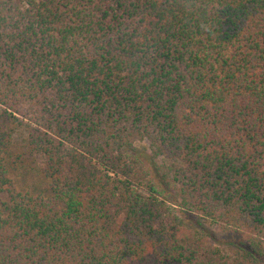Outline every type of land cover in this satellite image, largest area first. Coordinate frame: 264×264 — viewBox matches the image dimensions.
Wrapping results in <instances>:
<instances>
[{"label": "trees", "instance_id": "trees-1", "mask_svg": "<svg viewBox=\"0 0 264 264\" xmlns=\"http://www.w3.org/2000/svg\"><path fill=\"white\" fill-rule=\"evenodd\" d=\"M0 264H264V0H0Z\"/></svg>", "mask_w": 264, "mask_h": 264}, {"label": "rangeland", "instance_id": "rangeland-1", "mask_svg": "<svg viewBox=\"0 0 264 264\" xmlns=\"http://www.w3.org/2000/svg\"><path fill=\"white\" fill-rule=\"evenodd\" d=\"M149 146L148 142L137 143L134 148V154L142 160L146 168L151 172L154 180L163 186V177L160 170L163 161L160 157L154 155ZM42 165L43 161L39 159L37 169L34 171H26L17 178L16 184L20 191L31 192L33 194L43 193L45 196L50 194V182L43 177L39 171ZM174 211L193 228L210 236L215 243L227 253L232 254L233 252L238 251V248L236 247L238 242L227 232L201 218L199 215L181 207L174 206Z\"/></svg>", "mask_w": 264, "mask_h": 264}]
</instances>
